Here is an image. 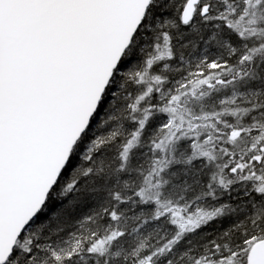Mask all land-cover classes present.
<instances>
[{"label": "snow or ice", "instance_id": "snow-or-ice-1", "mask_svg": "<svg viewBox=\"0 0 264 264\" xmlns=\"http://www.w3.org/2000/svg\"><path fill=\"white\" fill-rule=\"evenodd\" d=\"M0 264H264V0H0Z\"/></svg>", "mask_w": 264, "mask_h": 264}]
</instances>
